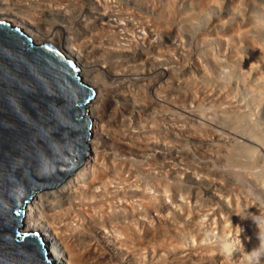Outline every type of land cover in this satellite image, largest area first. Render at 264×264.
Instances as JSON below:
<instances>
[{
  "label": "bare ground",
  "instance_id": "obj_1",
  "mask_svg": "<svg viewBox=\"0 0 264 264\" xmlns=\"http://www.w3.org/2000/svg\"><path fill=\"white\" fill-rule=\"evenodd\" d=\"M194 1H185L188 4L186 14L190 11L191 19V12H194L192 8L197 7L198 1L202 6L201 13L207 17L206 23L210 26L215 24L220 27L225 14L231 15H228L231 17V28L228 27L225 32L219 29L215 31L218 32L215 38H225L226 46L229 43L234 44L232 41L235 39L232 40V36L229 40L227 33L232 31L233 35V31H240L242 25L250 24L251 32L264 34V0ZM61 4L58 0H14L12 3L0 0V21L10 23V27L20 28L30 38L27 41L30 47L34 42L39 43L38 45L49 43L60 49L79 66L78 75L81 80L93 88H98L95 99L87 109L89 113L84 114L91 120V128L94 122L93 130L90 128L88 131L89 138L93 132L89 140V148L93 153L89 152L88 162L61 186L43 190L30 199L25 207V217L22 219L20 230L42 237L51 264H248V253L260 245V229L253 219L258 217V214L254 216L253 211L244 214V209L241 211L239 206V192L229 188L224 190L222 186L226 188L229 184L225 185L222 179L217 177L218 172L212 170L215 166L214 160H224L225 164L231 166L237 162L238 165L241 164L238 167L244 168V171L250 164L247 159L249 162L254 160L258 147H255L254 143L256 140L262 141V138L254 131L238 132L236 123L239 126V122L243 121L247 113L239 112L244 106L239 105L240 110L236 107V113L233 110L234 113L222 118L226 125L230 123L227 131L220 129L219 118L217 122H211L216 123V127H211L210 123L207 129L204 125L206 130H200L203 132L200 134L197 127L191 125L189 119H186L188 117L184 116V113L181 114V111L180 115L186 117L184 123L181 122V116L180 123L179 120L174 121L175 118L172 120V117L167 122L168 117L155 115L160 117V121L156 117L145 121L136 119L133 121L136 123V129L133 130L134 112L138 118V113H152L157 110L164 111L166 115L167 110L170 112L172 108L168 107L172 103H167V100L171 99V91L164 83L168 79L170 82L177 70L174 69V73L170 75V72H173V68L169 66L171 62L168 57H164L169 53L163 51L161 44L157 48L153 45L152 55V50H147L154 43L153 37L161 31L163 22L159 21V17L164 16L159 13L151 16L141 9L131 11L128 6L130 3L117 5L118 8L115 9V5L111 6L106 0L97 3V8L90 5L87 10L79 5L78 1L74 4ZM68 6L72 8V12L65 11V15L60 14V9ZM211 10L214 13H223L212 18L209 13ZM198 12L196 13L200 15V11ZM247 12L251 15L248 18ZM138 26L141 29H137ZM205 32L203 36L209 37V33ZM219 32L225 37L219 35ZM211 34L210 37L213 36ZM236 34L239 35L241 45L246 43V48L244 46L237 54L239 61H236L239 62L236 64H239L242 76L246 77L258 66H264V36L255 34L250 37L255 40H247L249 36L237 32ZM206 41H209L208 38ZM209 50L211 53V47ZM212 53L214 54V51ZM219 59L222 66L223 59ZM161 64L167 65L162 67ZM256 72V80L264 81V70L258 69ZM128 82L139 89H149L150 97L145 96L142 100L143 97H139L137 91L131 94L127 86L123 89L122 84ZM253 89L262 92L264 82L256 84ZM175 100L172 106H178ZM129 113L132 114L131 117ZM114 114L120 117L117 118ZM112 117H115V124ZM128 124L133 128L131 129L130 125L129 128L126 127ZM148 126L154 129H148ZM243 130L242 132H245ZM169 134L174 138L169 137ZM238 135L249 142H241ZM189 143L197 144L199 150L203 149V158L189 154ZM137 156L144 158L138 159ZM245 160L247 164H244ZM238 174L235 175L238 177ZM262 210L257 212L261 213ZM259 264H264V258Z\"/></svg>",
  "mask_w": 264,
  "mask_h": 264
},
{
  "label": "water",
  "instance_id": "obj_2",
  "mask_svg": "<svg viewBox=\"0 0 264 264\" xmlns=\"http://www.w3.org/2000/svg\"><path fill=\"white\" fill-rule=\"evenodd\" d=\"M28 39L0 21V264H51L42 237L20 230L25 207L89 160L95 88L74 59Z\"/></svg>",
  "mask_w": 264,
  "mask_h": 264
},
{
  "label": "rangeland",
  "instance_id": "obj_3",
  "mask_svg": "<svg viewBox=\"0 0 264 264\" xmlns=\"http://www.w3.org/2000/svg\"><path fill=\"white\" fill-rule=\"evenodd\" d=\"M60 1V4L61 6L64 4L66 5L67 2L68 3H71V4H74V2H79V5L83 6V8H85L87 10V8L89 9L90 8V5L92 7H99V4L97 3H101L104 2V0H58ZM108 2H110L111 6H114V8H118V6H123L124 3H127L128 6H130V10L134 11H140V9L145 13V14H149L151 16H156L158 15H161L163 18L159 17V21H162L163 22V26L161 28V31L159 33H157L156 36L153 37V44L150 48H148L147 50H152L151 51V55L153 53V48L154 47L153 45H155V47L157 48L158 45H160L163 49V51H167V53L169 54H166L164 57H168V60L171 62V64H169V66H171V69L173 68V72H170V75H172L174 73V69L177 70L175 72V75L173 74L172 75V78H171V81L169 82V79L166 80V82L164 83L165 84V87L167 88H170L169 90L171 91L170 92V95H171V99H169V101L167 100V103H169V105L172 103H174V100L176 101L175 104H178V106H172V104L168 107H172L169 112V110H167L168 112L166 113L165 115V112L164 111H152V113H144V112H141L142 114L138 113V118H136V112H134V114L132 115L131 113H129L130 117L131 115L134 117L132 122L133 121H136V119H143L144 121L145 120H150L151 118H154L156 116H162V117H168L166 120L167 122L170 121L168 119H172L174 120V118L176 120L174 121H177L179 119H182L183 121H181L182 123H184V119L186 117L188 122H190L191 125L197 127L198 129V133L199 131H205L206 129L204 128L206 125V128L208 129V127L210 125H212L211 127H216V123H211V122H214L221 118L220 120L222 121H219L221 123L218 122V125L220 126H217V128L220 127V129H223L224 131H227L226 128H228L230 125V123L228 125H226L227 123L224 122L223 123V120L222 118L224 116H227L229 115L230 113H234L233 110L235 111V108L238 107L240 105V107L243 105L244 107H238L237 109H239L240 111L239 112H247L246 113V116L244 117L243 121L241 120V122H239V126H238V123H236V128L237 130H239L238 132H240L241 130V133H249L252 131L256 132V135L257 136H260V138H262V141L261 140H258V143L257 140H256V143H254V145H256L255 147H257V153L255 155L256 159L255 160V157H254V160L255 163L253 161H251L252 163L254 164H251V162L248 161L247 159V163H250L247 165V169H245L244 171V168H241V167H238L240 165H238L237 162H234L233 165H229V164H225L224 160H214L213 162V165H215L212 169L214 170L213 172L217 173V177H219L220 179H222L221 181L225 184V185H228V187L224 188L222 186V188L225 190H227L229 188V190L231 189L232 191H237L239 192V206L241 208V211L243 210L244 214H246L247 212L250 213H254V216H259V214L261 213H264V89H263V94L262 92L258 91V90H254L253 87H255L256 84H262L264 81L261 80V81H258L256 80V71L259 69L261 70H264V66L261 67L258 66L255 70H253L250 74L246 75V77L242 76V71L240 69V66L239 64H236V63H239V62H236L237 60L239 61V59L237 58V54L242 51L244 49V46L246 48V43H242V45L240 44L239 42V35L236 34L239 33V34H243V36H249L248 38H246L247 40H249V38L251 37V35H257L259 32L255 33L254 31L251 32V27H250V24H247V25H242V28L240 31H233V35L231 34L232 31H230V36L229 34L227 33L228 37H229V40H230V37H232V42H234V44L230 45L227 44L226 46V40L225 38L221 39V37H218V38H215L217 35L218 32H215L217 29H219L220 31H224V30H227V28L229 27V29L231 28L232 25H230L231 23V15L230 14H225L226 17H224L225 19L223 20V23L226 24V26L221 23L220 27L218 25H212L210 26L208 23H206L207 21V17L201 13V8L202 6H200L198 3H200L198 1L197 3V7H193L192 10L194 9V12L191 14H193V21L190 17L192 16H189V12L188 11V14H186V8L188 7L187 5V2H185L186 0H140V2L138 0H106ZM117 1V2H116ZM129 1V2H128ZM136 1V2H135ZM155 1V2H154ZM197 1V0H195ZM194 1V2H195ZM8 3H12L14 2V0H7ZM41 2H44V0H41ZM89 2V3H87ZM124 2V3H123ZM135 2V3H134ZM139 2V4L137 3ZM146 2V3H145ZM172 2V3H171ZM96 3V5H95ZM114 3V4H113ZM122 3V4H121ZM155 3V4H154ZM182 3V4H181ZM186 3V4H185ZM141 4V5H140ZM173 4V5H172ZM192 4V5H194ZM203 4V3H201ZM94 5V6H93ZM118 5V6H117ZM143 5V6H142ZM181 5V6H180ZM174 6V7H173ZM214 6H217V5H214ZM165 9H164V8ZM167 7V8H166ZM200 7V8H198ZM69 9V10H68ZM174 9V10H173ZM200 9V10H199ZM96 10V9H94ZM196 10V11H195ZM60 14H64L65 15V11H70L72 12V8L71 7H67V8H61L60 9ZM63 11V12H62ZM198 11H200V15H198ZM204 11V10H203ZM227 11V10H226ZM69 12V13H70ZM104 12V11H103ZM164 12V13H163ZM198 12V13H196ZM45 13H49L48 11H45ZM68 13V12H67ZM182 13V14H181ZM196 16H195V14ZM210 13V16L212 18H215L217 17L218 15H220L221 13L223 12H220V11H217V12H213V10H211V12L209 11ZM212 13V14H211ZM72 14V13H70ZM129 15V14H128ZM181 15V16H180ZM187 15V16H186ZM201 15L202 18H201ZM217 15V16H215ZM228 15H230L228 17ZM68 17H71V15L67 14ZM189 16V17H188ZM200 16V18H199ZM215 16V17H214ZM251 16L249 12H247V18ZM253 16V15H252ZM58 17V15H57ZM60 17V16H59ZM197 17V18H196ZM161 18V20H160ZM188 18V20H187ZM195 18V19H194ZM206 18V19H205ZM168 19V20H167ZM176 19V20H175ZM240 19L239 21H243L242 18H238ZM188 21V23H187ZM196 21V22H195ZM203 21V22H202ZM248 19H247V23H248ZM168 22V23H167ZM195 22V24H194ZM68 24V23H67ZM166 26H165V25ZM168 24V25H167ZM204 24V25H203ZM208 24V25H207ZM223 24V25H222ZM139 25V24H137ZM207 25V26H206ZM173 26V27H172ZM180 26V27H179ZM215 26V27H214ZM218 26V28H216ZM208 28V29H205V28ZM212 27V29H210ZM154 28V27H153ZM198 28V29H197ZM249 28V29H248ZM137 29H141L139 26ZM159 29V28H158ZM204 29L205 34H208L209 33V37L208 40L209 41H206L207 38H205L207 35H205V37L203 36L204 35V31H202ZM228 29V30H229ZM251 29V30H250ZM147 31L149 29H146ZM180 30V31H179ZM213 33H212V32ZM242 31V32H241ZM203 32V33H202ZM225 32V31H224ZM138 33V32H137ZM162 33V34H161ZM180 33V34H179ZM214 36H212V34ZM220 33V32H219ZM247 33V34H246ZM102 35V33H100ZM210 34L212 37H210ZM221 35V33L219 34ZM226 35V36H227ZM262 37L264 36V34L262 33L261 34ZM261 35H257V36H260ZM96 36V34L94 35ZM222 36V35H221ZM102 37H104L102 35ZM222 37H225L224 35ZM205 38V40H203ZM254 39V37H252ZM250 38V39H252ZM216 39V40H215ZM222 41H220V40ZM238 39V40H237ZM215 40V41H214ZM224 40V42H223ZM255 40V39H254ZM205 41V42H204ZM220 41V42H219ZM230 41V42H231ZM235 41H236V44H235ZM219 44H218V43ZM34 46L38 45L39 43H34L32 42ZM157 44V45H156ZM212 44V45H211ZM221 44V45H220ZM214 45V46H213ZM225 47H224V46ZM243 46L241 49L240 47ZM213 46V47H212ZM160 47V49H161ZM209 47H211V49L214 51V54L212 53L213 51L211 50V53H210V50H209ZM145 48V47H144ZM207 48V49H206ZM216 48V49H215ZM224 48V49H223ZM203 49V50H202ZM220 49V50H219ZM227 49V50H226ZM234 49V50H233ZM240 49V50H239ZM207 50V52H206ZM147 51V52H148ZM201 51V52H200ZM150 52V51H149ZM216 52V53H215ZM223 52V53H222ZM156 53V52H155ZM171 53V54H170ZM203 53V54H202ZM206 54V56L204 55ZM213 54V55H211ZM230 54V55H229ZM168 55V56H167ZM170 55V56H169ZM215 55H218L216 57H218V59H223L221 61V63H223V65L221 66L218 61V59L215 57ZM199 56V57H198ZM210 56V58H209ZM117 58V57H116ZM199 58V59H198ZM216 58V60L214 59ZM180 59V60H179ZM205 59V60H204ZM219 59V60H220ZM174 60V61H173ZM213 60V61H212ZM217 61V63L215 61ZM168 61V62H169ZM175 63H173V62ZM201 61V62H200ZM215 62V63H214ZM227 62V64H225ZM186 63V64H185ZM196 63V64H195ZM214 63V64H213ZM235 63V64H233ZM229 64V65H228ZM167 64H161V66L163 67H166ZM189 65V66H188ZM220 65V66H219ZM174 66V67H172ZM181 66V67H179ZM214 66V67H213ZM150 68V65L148 67V70ZM188 68V69H186ZM206 68V69H205ZM205 69V70H204ZM228 69V70H227ZM217 71V72H216ZM256 72V73H255ZM178 73V74H177ZM186 73V74H185ZM205 73V74H204ZM207 73V74H206ZM223 73V74H222ZM181 76H180V75ZM252 74V75H251ZM175 76V77H174ZM180 78H179V77ZM229 76V77H228ZM204 77V78H203ZM244 79H243V78ZM248 77V79H247ZM168 76H166L165 79H167ZM177 80V83H176V80ZM179 78V80L177 79ZM164 79V80H165ZM247 79V80H246ZM175 82H173V81ZM180 81V82H179ZM225 81V82H224ZM131 82V81H130ZM130 82L126 83L125 85L122 84V88L125 89V86H127L126 88H128L127 90L129 91V93L133 94L137 91V95L139 97H143L142 100H144L145 96L146 98H149L150 97V91L149 89H146L144 87V89H139L136 87V85L134 84H131ZM148 81H146L147 83ZM130 83V84H129ZM149 84V83H147ZM210 84V85H209ZM128 85H130L131 87H128ZM191 85V86H190ZM213 85V86H212ZM135 86V87H134ZM170 86V87H169ZM177 87V88H176ZM202 87V88H201ZM209 87V88H208ZM219 87V88H218ZM221 87V88H220ZM226 87V88H225ZM95 88V87H94ZM130 88H133L132 91ZM97 89L98 88H95V91L97 93ZM178 89V90H177ZM204 89V90H203ZM207 89V90H206ZM211 89V90H210ZM218 89V90H217ZM223 89V91H222ZM126 90V92H128ZM140 90V91H139ZM173 90V91H172ZM180 90V91H179ZM185 90V91H184ZM231 90V91H230ZM247 90V91H246ZM143 91V92H142ZM175 91V92H174ZM192 91V92H191ZM198 91V92H197ZM207 91V93H205ZM233 91V92H232ZM256 91V92H255ZM140 92V93H139ZM173 92V93H172ZM181 92V93H180ZM210 92V93H208ZM222 92V94H221ZM224 92V93H223ZM230 92V93H229ZM139 93V94H138ZM178 95H177V94ZM229 93V94H228ZM261 93V94H260ZM146 94V95H145ZM188 94V95H186ZM203 94V95H202ZM207 94V95H206ZM210 94V95H209ZM219 94V95H218ZM258 94V95H257ZM192 95V96H191ZM215 95V96H213ZM225 95V97H224ZM263 95V96H262ZM186 96V98H185ZM203 96V97H202ZM210 96V97H209ZM218 96V98H217ZM228 96V97H227ZM230 96V98H229ZM232 96V97H231ZM96 97V94L94 96L93 99H95ZM183 97V98H181ZM202 97V98H201ZM213 97V98H212ZM197 98V99H196ZM201 98V99H200ZM206 98V99H204ZM209 100H208V99ZM221 98V99H220ZM223 98V99H222ZM93 99H91V101H89L86 105V108L88 109L89 107V104L93 101ZM174 99V100H173ZM180 101H179V100ZM184 99V100H183ZM186 99V100H185ZM216 99V100H215ZM219 101H218V100ZM228 99V100H226ZM232 99V100H231ZM242 99V100H241ZM171 100V101H170ZM173 100V102H172ZM188 100V102H187ZM221 100V101H220ZM236 101H237V106L236 105ZM240 101V102H239ZM180 104H179V103ZM196 102V103H195ZM202 102V103H201ZM213 102V103H212ZM230 102V103H229ZM147 104H149L150 102H146ZM167 103H165L166 105H168ZM205 103V104H204ZM219 103V104H218ZM226 103V104H225ZM244 103V104H243ZM184 104V105H183ZM187 106H186V105ZM198 106V108L196 109V107ZM216 106V107H215ZM232 106V107H231ZM234 106V107H233ZM247 106V107H246ZM174 107V108H173ZM188 107V108H187ZM246 107V108H245ZM161 108V107H160ZM187 108V109H186ZM231 108V109H230ZM234 108V109H233ZM243 108V109H242ZM249 108V109H248ZM137 109V108H136ZM174 109V110H173ZM190 109H191V112H190ZM195 109V110H194ZM221 109V110H220ZM236 109V111H237ZM245 109V110H244ZM194 110V111H193ZM182 112L181 114H183L184 116H186L185 118L183 117V115L181 116L179 112ZM196 111V112H195ZM218 111V112H217ZM225 111V112H224ZM235 111V113H236ZM163 114H162V113ZM195 114L193 115L192 113ZM89 112L87 111V114ZM144 113V114H143ZM156 113V114H155ZM170 113V115H169ZM175 113V114H174ZM206 113V114H204ZM151 116H150V115ZM159 114V115H157ZM171 114H173L171 116ZM179 114V116L177 115ZM225 114V115H224ZM117 115V114H116ZM115 114L113 116H116ZM128 115V114H127ZM145 115V116H143ZM156 115V116H155ZM168 115V116H167ZM199 115V116H197ZM142 116V117H140ZM170 116V117H169ZM181 116V117H180ZM191 121H190V118ZM209 116V118H208ZM120 117V116H119ZM118 115H117V118H119ZM161 117V118H162ZM172 117V118H171ZM180 117V118H179ZM206 117V118H205ZM213 117V118H212ZM218 117V118H217ZM145 118V119H144ZM146 118H149V119H146ZM156 118H159L158 120L160 121V117H156ZM197 118V119H196ZM208 118V120H206ZM109 119V118H108ZM114 119V124H115V117H112V120ZM185 119V120H186ZM195 119V120H194ZM203 119V120H202ZM212 119V120H211ZM201 120V121H200ZM206 120V121H205ZM198 121V122H197ZM200 121V122H199ZM112 122V123H113ZM166 122V123H167ZM180 122V120L178 121ZM180 122V123H181ZM194 122V123H193ZM204 122V123H203ZM208 122V123H207ZM152 122H148V124L150 125ZM163 123V121H162ZM208 125H207V124ZM211 123V124H210ZM168 124V123H167ZM199 124V125H198ZM210 124V125H209ZM224 124V127H222ZM129 125H130V128L132 129L133 127L131 126V124H128V126L126 125V127L129 128ZM132 125L134 126V129L135 130V126H136V123L134 124V122L132 123ZM153 125V124H151ZM186 125V123H185ZM203 125V126H202ZM242 125V126H241ZM122 126V125H120ZM202 126V127H201ZM116 127V126H115ZM114 127V128H115ZM151 126H148V129L150 128ZM94 128V122H92V128H91V131L93 130ZM152 128V127H151ZM230 128V127H229ZM241 128V129H240ZM246 128V129H245ZM120 129V128H119ZM154 129V128H152ZM244 129V130H243ZM161 130V129H160ZM245 131V132H242ZM122 130H120L121 132ZM200 131V134L203 133ZM119 132V130H118ZM93 136V132L92 134L90 135V138L89 140L92 138ZM169 137L171 138H174L173 135L170 136L169 134ZM238 138L240 139L241 142H249L248 140H246L244 137H242L241 135L239 136L238 135ZM244 140V141H243ZM190 145V146H189ZM189 148V154L195 156L196 158H203V154H201L203 152V149L201 148L199 150V146L197 147V144L195 145L192 144V143H189L187 145ZM197 148V149H196ZM195 149V150H194ZM193 150V151H192ZM89 152L90 154L91 153V149L89 148ZM193 152V154H192ZM195 153V154H194ZM138 158V156L136 157ZM139 158L143 159L144 157L142 156H139ZM138 158V159H139ZM244 159H246L244 156H243ZM244 161V160H243ZM224 163V164H223ZM244 163V162H243ZM246 163V160H245V163L244 164H247ZM235 164V166H234ZM256 165V166H255ZM227 166H231L230 168L227 167ZM222 167V168H221ZM227 170H226V168ZM233 168V169H232ZM235 168V169H234ZM210 169V168H209ZM225 169V170H224ZM229 169V170H228ZM232 171H231V170ZM251 170V171H250ZM228 171V172H227ZM230 171V172H229ZM243 174H241L242 172ZM231 172H232V175H231ZM234 172V173H233ZM239 174H238V173ZM235 174H238V177L235 175ZM241 174V175H240ZM240 175V176H239ZM222 176V177H221ZM235 176V177H234ZM243 176V177H242ZM258 176V177H257ZM224 177V178H223ZM242 177V178H241ZM235 178H237V180H235ZM246 178V179H245ZM242 179V180H241ZM226 183H225V181ZM233 180V181H232ZM236 181V182H234ZM233 182V184H232ZM61 186V185H60ZM242 193V194H241ZM244 194V195H243ZM261 194V195H260ZM246 196V197H245ZM205 197L207 198H211L209 196H206ZM263 201H262V199ZM263 202V203H262ZM242 203V204H241ZM262 204V205H261ZM263 206V207H262ZM244 207V208H243ZM260 208V209H259ZM43 209V208H42ZM262 212H257V211H261ZM255 211V212H254ZM246 212V213H245ZM247 213V214H248ZM257 213V214H256ZM256 214V215H255ZM264 215V214H263ZM262 216V215H260ZM25 217V216H24ZM23 217V218H24ZM24 220V219H23ZM241 224V223H240ZM243 226V224H241ZM241 226V227H242ZM242 230H243V227H242ZM242 233V231H241ZM242 237V236H240ZM45 243V242H44Z\"/></svg>",
  "mask_w": 264,
  "mask_h": 264
},
{
  "label": "clouds",
  "instance_id": "obj_4",
  "mask_svg": "<svg viewBox=\"0 0 264 264\" xmlns=\"http://www.w3.org/2000/svg\"><path fill=\"white\" fill-rule=\"evenodd\" d=\"M253 219L260 229L258 234L260 245L248 253V264H259V261L264 258V215L254 217Z\"/></svg>",
  "mask_w": 264,
  "mask_h": 264
},
{
  "label": "snow or ice",
  "instance_id": "obj_5",
  "mask_svg": "<svg viewBox=\"0 0 264 264\" xmlns=\"http://www.w3.org/2000/svg\"><path fill=\"white\" fill-rule=\"evenodd\" d=\"M29 233H24V235H28Z\"/></svg>",
  "mask_w": 264,
  "mask_h": 264
}]
</instances>
